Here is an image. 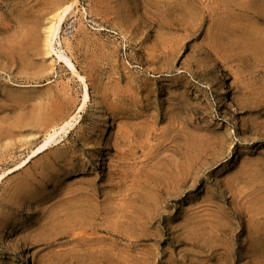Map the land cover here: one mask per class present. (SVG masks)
<instances>
[{
	"label": "rangeland",
	"instance_id": "374dc122",
	"mask_svg": "<svg viewBox=\"0 0 264 264\" xmlns=\"http://www.w3.org/2000/svg\"><path fill=\"white\" fill-rule=\"evenodd\" d=\"M0 264H264V0H0Z\"/></svg>",
	"mask_w": 264,
	"mask_h": 264
},
{
	"label": "bare ground",
	"instance_id": "6f19581e",
	"mask_svg": "<svg viewBox=\"0 0 264 264\" xmlns=\"http://www.w3.org/2000/svg\"><path fill=\"white\" fill-rule=\"evenodd\" d=\"M71 8H72L71 5H67V6L63 7L61 10L58 11L57 14L56 13L54 14L55 17L53 15V18H50L48 20L47 25H46L45 30H44L45 36L43 38V46L48 51V53L50 52L49 49H52V40L54 38H56V36L60 32L62 24L64 23V21H65L67 15L69 14ZM57 58L60 62L64 63V65L70 70L71 74L74 77H76L78 80L80 79L82 81V85H83V90H82V92H83L82 101L83 102H82V105H84L85 102L87 101V99L89 98V88H88L87 82L85 81V78L81 74H79V72L77 71L74 64L70 61L69 58H67L63 54H58ZM71 124H72V120L65 121V123L61 126L60 129L64 130V129L70 127ZM56 133H57L56 130H53L52 133H49L46 136L45 141L38 148H36V152L43 150L51 142V140L53 139V137Z\"/></svg>",
	"mask_w": 264,
	"mask_h": 264
}]
</instances>
